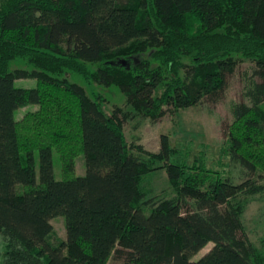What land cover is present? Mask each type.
<instances>
[{
  "label": "trees",
  "instance_id": "1",
  "mask_svg": "<svg viewBox=\"0 0 264 264\" xmlns=\"http://www.w3.org/2000/svg\"><path fill=\"white\" fill-rule=\"evenodd\" d=\"M149 51L131 67L111 63ZM235 54L255 62L249 101L234 104L228 127L232 160L252 176L239 184L172 161L167 136L158 153L130 145L119 110L109 115L101 96L67 78L117 85L130 105L159 121L169 108L219 101L238 67ZM18 59L33 69L12 70ZM87 63L100 65L93 71ZM28 78L36 87L16 86ZM28 104L40 108L16 119ZM160 168L176 195L156 200L143 179ZM259 171L264 0H0V264H264V239L260 250L242 219L246 198L264 191L253 179ZM58 216L67 239L53 243Z\"/></svg>",
  "mask_w": 264,
  "mask_h": 264
},
{
  "label": "rangeland",
  "instance_id": "2",
  "mask_svg": "<svg viewBox=\"0 0 264 264\" xmlns=\"http://www.w3.org/2000/svg\"><path fill=\"white\" fill-rule=\"evenodd\" d=\"M152 51L139 53L131 58L116 59L111 61L114 65L131 67L141 59L150 56ZM238 67L229 76L228 88L224 96L217 102L204 101L190 108H169L164 117L159 121H153L146 117L141 111L129 104L127 97L117 85L106 86L97 81L88 83L82 76L68 73L67 78L71 82L81 85L91 97L99 95L103 98V108L106 113L113 114L119 110L124 121V133L130 145H143L147 150L158 153L162 147V137L167 136L170 145L174 149L171 160L187 165L201 164L218 171L224 177H229L234 183L239 184L247 181L251 176L240 164L232 160L228 151V127L234 120L233 106L235 103L248 102L246 87L253 79L255 62L242 54H235ZM190 63V59L184 58ZM96 71L99 63H87ZM11 69H29L33 67L24 60H14ZM17 87L33 88L37 85L36 79H18L15 81ZM165 87H162L161 94ZM40 105L28 104L16 112V119H22L28 112L39 110ZM138 154V151L134 149ZM143 158L146 156L140 155ZM36 166L39 173L40 154L36 152ZM163 164V163H162ZM76 168L79 175L86 174L85 156L79 154L76 157ZM54 172L56 179H62V162L59 154L54 152ZM260 185H264V172L259 171L253 176ZM143 187L150 197L156 200L174 197L175 190L171 184L169 175L164 168L156 169L144 176ZM246 208L243 214V223L246 233L253 244L262 250L264 239V191L246 198ZM148 214L151 209L147 208ZM64 216L55 217L52 220L53 232L51 240L56 243L67 239V227ZM210 243L196 257H202L213 247ZM238 261V260H237ZM110 264H122L121 261L113 259Z\"/></svg>",
  "mask_w": 264,
  "mask_h": 264
}]
</instances>
